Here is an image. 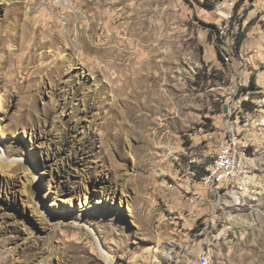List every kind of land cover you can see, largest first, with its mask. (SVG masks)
Wrapping results in <instances>:
<instances>
[{
	"label": "rangeland",
	"instance_id": "374dc122",
	"mask_svg": "<svg viewBox=\"0 0 264 264\" xmlns=\"http://www.w3.org/2000/svg\"><path fill=\"white\" fill-rule=\"evenodd\" d=\"M205 1L0 0V264H264V124L246 206L200 182L241 68Z\"/></svg>",
	"mask_w": 264,
	"mask_h": 264
},
{
	"label": "built area",
	"instance_id": "2783aa9c",
	"mask_svg": "<svg viewBox=\"0 0 264 264\" xmlns=\"http://www.w3.org/2000/svg\"><path fill=\"white\" fill-rule=\"evenodd\" d=\"M236 0L224 1L223 5L217 7L215 10L220 15L221 23L218 25V32H221L220 45L225 46V49H231L235 55V59L240 68L239 77L242 73L241 58L236 56L234 49V40H227V31H234L237 28L231 27V20L233 16L234 3ZM261 33V30H260ZM257 49H261L257 46H252ZM238 77V80H239ZM236 80L231 87V124H230V146H222V137L212 135V139L217 141V146L221 148V172L214 173V182L212 186H204L207 189H213L220 195H228L231 201L232 209L240 210L246 206L245 201H237V191H245L246 195V182L251 181V173L254 169H260L261 164H257L258 154H253V150L250 152H243V145H249V136L254 135V131L260 128V121H264V107H258L250 101V105L244 110H237V103L233 101V94L235 93ZM259 93L264 94V88L257 89ZM247 95V93H245ZM235 116L233 117V115ZM236 134H243V141H236ZM195 174V172H194ZM235 179H242V188H235ZM234 224V223H232ZM232 224H225L222 232H229V229H233ZM208 228V225L198 231L197 234L201 235V232ZM203 250L200 254V258L197 264H208L204 261ZM174 258V257H172Z\"/></svg>",
	"mask_w": 264,
	"mask_h": 264
},
{
	"label": "bare ground",
	"instance_id": "6f19581e",
	"mask_svg": "<svg viewBox=\"0 0 264 264\" xmlns=\"http://www.w3.org/2000/svg\"><path fill=\"white\" fill-rule=\"evenodd\" d=\"M224 1H229V0H222L218 4L217 7L222 6ZM238 1L239 0H236L234 3L233 16L231 20V27L237 28V30H235V32L227 31V33H229L227 40H234V49L236 52V56L242 59V50L239 48V45H238V37L241 31L240 29L241 25L243 23L241 22L240 18L237 16L238 13L236 11V6H237ZM237 34H238V37H237ZM221 53L226 63L228 64L235 63L236 61L235 55L231 49H225V46H222ZM256 89L257 88H251V78H246L244 82L237 83L235 85V93L233 94V96L236 97L235 103H237V110H244V108H247L250 105V101L253 104L257 105L258 107H264V96L263 94L259 93L258 90ZM245 93H247V95ZM229 103L230 101L227 102V104ZM230 109L231 108H229L226 111L227 115L231 114ZM230 124H231V120L229 123L227 136L224 139H222V146H230ZM263 124H264V121H260V125H263ZM236 141H243V134H236ZM250 150H253L251 135L249 136V145H243V152H250ZM253 154H256L254 150H253ZM220 160H221V148L217 146V149L215 151L214 161L210 163L207 167L208 174L206 176H203L200 180V182L203 183L204 186H212L214 182V173L221 172V165H219ZM254 170L251 173V181H253ZM251 184L252 182H246V192L249 190ZM235 188H242V179H235ZM242 192H245V191H237V196H239V194ZM157 259L158 258H156L155 261H157ZM204 261L209 262L206 251L204 252Z\"/></svg>",
	"mask_w": 264,
	"mask_h": 264
},
{
	"label": "crops",
	"instance_id": "0c3cea01",
	"mask_svg": "<svg viewBox=\"0 0 264 264\" xmlns=\"http://www.w3.org/2000/svg\"><path fill=\"white\" fill-rule=\"evenodd\" d=\"M246 19H247V17H246ZM245 25H246V23H244V26ZM241 30H245V29H241ZM242 34L243 33H241V36H242ZM244 38L245 39H243V41L240 43V46H239V48L242 50L241 63H243L244 61L247 62L249 60V64L250 63L252 64L255 62L256 56H258L257 58H260L262 56V59H260V61H259V65L263 66V64H264V29H263V32H261V33H260V28L257 31H255V29H254L253 35H247ZM252 46H257V47H260L261 49H259L257 51V49L255 47H252ZM259 55H260V57H259ZM257 60H259V59H257ZM234 64L238 65L237 60L235 61ZM252 77H256L255 84L257 87L264 88V74H263V72H260L258 76L253 75ZM247 78H250V77H247ZM263 96H264V94H263Z\"/></svg>",
	"mask_w": 264,
	"mask_h": 264
},
{
	"label": "trees",
	"instance_id": "16d2710c",
	"mask_svg": "<svg viewBox=\"0 0 264 264\" xmlns=\"http://www.w3.org/2000/svg\"><path fill=\"white\" fill-rule=\"evenodd\" d=\"M204 4H207L208 6L213 7V4L211 2H209V1H207V0L204 2ZM209 25H211V26H213L215 28L217 27L216 24L209 23ZM255 81H256V77H252V79H251V88H257V86L255 84ZM205 173H206V171H205ZM201 176H203V175H201Z\"/></svg>",
	"mask_w": 264,
	"mask_h": 264
}]
</instances>
